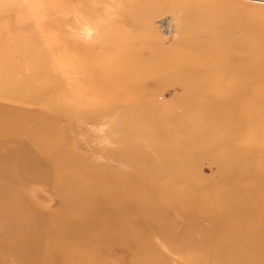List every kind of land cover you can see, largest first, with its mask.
Returning a JSON list of instances; mask_svg holds the SVG:
<instances>
[{
  "label": "rangeland",
  "instance_id": "rangeland-1",
  "mask_svg": "<svg viewBox=\"0 0 264 264\" xmlns=\"http://www.w3.org/2000/svg\"><path fill=\"white\" fill-rule=\"evenodd\" d=\"M186 1L0 0V264H264V119L242 117L263 94L244 99L230 75L253 54L264 68V0H215L209 15ZM247 6L262 26L235 33ZM228 34L246 36L236 52ZM207 47L218 84L199 79ZM84 95L95 107L80 117ZM91 171L103 190L86 203L143 202L94 245L61 222Z\"/></svg>",
  "mask_w": 264,
  "mask_h": 264
},
{
  "label": "bare ground",
  "instance_id": "bare-ground-1",
  "mask_svg": "<svg viewBox=\"0 0 264 264\" xmlns=\"http://www.w3.org/2000/svg\"><path fill=\"white\" fill-rule=\"evenodd\" d=\"M190 1L191 0H187L186 2H190ZM202 6H204L205 10L208 11V13H207L208 15L211 14L213 12V10L216 9L215 0H203ZM204 8H202L201 10H203ZM198 9H199L198 6H193V5L191 6L190 13H189L190 14V20L194 21L195 19H197L200 21H205L208 16H205L204 14H202L201 13L202 11L201 12L199 11V13H198L196 11ZM251 11H253V12L251 13ZM238 14H239L238 20L236 21L237 24L234 28H232V31H235V33L236 32H241V33L246 32V30L249 31V29L256 28V26H260V27L262 26L261 22H260L261 19L258 15L259 11L254 6H251V7L247 6L245 8H242L241 12H239ZM252 16H255V18H252ZM225 21H227V20H224L221 23L223 24ZM230 24H234V23L230 22ZM229 32H230V30H229ZM229 35L230 34H228V36L226 38H223V41H225L223 44L225 46L223 48V50L224 49L225 50L226 49H232V50H235V52H236V50L239 49L243 45V43L246 41V36L244 37L243 41L239 40L236 42L237 39L233 41V39L231 40L230 38H228ZM85 37H87V36H85ZM189 40H185L184 42H189ZM217 46L218 47L216 49H220L219 45H217ZM213 47H215V46H213ZM213 47H209V48L207 47V49L211 50L210 51L211 53L208 54V59L206 61L201 60L199 62V66L197 69H200V72H201V75L199 77L200 80H203L204 78L207 80V78L210 79V77H212L213 82L215 81V78H216V81L218 84V81L221 79L222 76H220V77L216 76L214 78L212 73L208 74L205 71V69H207L210 66H213V65L218 66L216 63L214 64L212 61L213 59H211L212 53L217 52L216 49L213 50ZM248 52L253 53L249 49L247 50V53ZM255 53L257 54V51ZM259 56H260L259 58L256 57L255 54H253V56H251V57L246 56L244 58L245 61L240 64V68H239L240 70L233 71L230 73L231 77H233L232 78L233 81H234V78H240L242 81H247V83L245 84V87H244V91L242 92V94H244V96H243L244 99L249 98L248 100H252V99L260 97L261 94H263L262 95L263 99H261L262 102H261L260 106L254 108V110L252 112H244L243 111L244 114L242 117L244 118V121L247 120L246 124L250 125V126L252 124L257 123L258 119H259V121H262V119H264V68L260 66L261 65L260 61L262 60L261 59L262 56L261 55H259ZM253 57L256 58L257 60L253 63V64H255V66H253V65L250 66V63L253 62V60H251ZM158 58L160 60H163V59H161V57L157 56V59ZM199 59H201V57ZM152 60H151V62L153 63L154 60L153 61ZM234 61H235V58H233L232 60H229L228 63L233 64ZM222 64H224V63H222ZM192 65L194 66V64H192ZM223 66H225V65H223ZM205 73H206V75H205ZM221 74H223V76L226 75L225 72H222ZM209 75H210V77H209ZM248 78L249 79L251 78L253 80L252 83L248 82V80H249ZM231 84L234 85L233 82L230 83V85ZM82 90L86 91V93L88 94V92H87V91H89L88 88H82L80 91H82ZM83 97L84 98H82L81 104L78 106L75 105V108H74L75 111L73 110V112H75L77 115H81L80 117L84 116L85 114H89L88 111L93 109V107H95L94 102H92V101L85 102V100H86L85 95ZM96 107H98V106H96ZM87 108L89 109L88 111H86ZM98 108H99L98 110H100L102 112V105H99ZM263 170H264V165H263ZM86 175H87L88 179H87V182H84L83 184L77 183L76 182L77 179H75L74 177L72 178L73 180H71V182H70V189L66 193L67 196H69V197H63V201H61V204L63 207L62 210L65 211V214L61 218V222L63 225L66 224V226H68L72 230L68 233L66 232L64 234L65 237H67V238L78 237V238L82 239V238H86V237L88 238V236H91V237L94 236V237H96L94 242H93V245H94L96 243H99L103 238H106V237L116 238L117 231L114 229H117V226L123 225L125 222H127L131 217L130 215H131L132 211L139 209L142 206L143 202L139 203L136 200H133V202H132V200L127 201L122 197V195H119L113 191L114 195H111L108 198V202H109L110 206L108 208H106L105 211H102V201L99 204L95 205V204H91V203H86L84 200L86 197L93 196V195L96 196V194H98V193L102 194V190H103L102 175L96 171L95 172L94 171L88 172V173H86ZM118 186L119 187L121 186L123 189L125 188V192H131L132 191L131 186H129V187L128 186L126 187L125 185H118ZM107 189H110L109 186H107ZM161 193L164 194L163 198H161V196H160ZM161 193H159V192L151 193L152 195L150 196V198L148 200L150 202H152L154 206L155 205L157 206V204L160 205V203L162 204V202H163V204L166 202H169V203H171L173 201L176 202V196L174 198H171L174 195L167 194V193L162 192V191H161ZM159 199L162 200V202L159 201ZM231 200H233V199H231ZM97 218L100 221H102V224L98 225L97 223H95ZM261 218H262V216H261ZM96 240H98V241H96Z\"/></svg>",
  "mask_w": 264,
  "mask_h": 264
}]
</instances>
